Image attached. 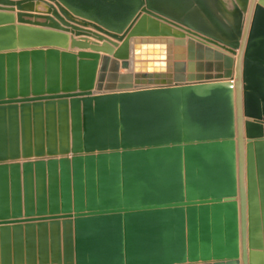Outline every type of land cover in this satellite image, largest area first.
<instances>
[{"label":"water","instance_id":"water-1","mask_svg":"<svg viewBox=\"0 0 264 264\" xmlns=\"http://www.w3.org/2000/svg\"><path fill=\"white\" fill-rule=\"evenodd\" d=\"M12 3L0 264H264V0Z\"/></svg>","mask_w":264,"mask_h":264},{"label":"crops","instance_id":"crops-1","mask_svg":"<svg viewBox=\"0 0 264 264\" xmlns=\"http://www.w3.org/2000/svg\"><path fill=\"white\" fill-rule=\"evenodd\" d=\"M19 1H22V0H10V2H13L12 4H16L17 2H19ZM46 2V1H45ZM54 6V5H53ZM3 10H5V11H0V13H2V14H5V15H9V16H12V22L11 23H4L5 25L4 26H13V27H16L17 28V26H25V27H33V28H40V29H44V28H42V27H38V26H32V25H28L27 23H35L36 22V18H35V16L37 17V18H45V17H43V16H49V15H45V14H39V13H34V12H21V11H17V9H16V7L14 6V7H1ZM12 9V11H10ZM17 14H22V15H24V16H28V17H30L29 18V20L28 21H24V22H26V23H19L18 21V19H17ZM35 15V16H34ZM41 16V17H40ZM71 16V15H70ZM72 17V16H71ZM73 18H75V17H73ZM76 19V18H75ZM3 22H8V21H3ZM42 19L41 20H38L36 23L37 24H41L42 25ZM54 22H57V21H54ZM1 23V22H0ZM76 26V25H75ZM80 28H82V27H80ZM83 29H85V28H83ZM47 30H49V29H47ZM87 30H91V29H89V27L87 28ZM67 34V33H66ZM68 36L70 37V42L72 41V40H79L80 38H85V37H74L73 35H71V34H69L68 33ZM15 37H17V33L15 34ZM86 39L88 40V42L89 43H95V44H97L98 46H101L103 43L102 42H99V41H96V40H94V39H92V38H90V37H86ZM68 51L69 52H71V53H77V52H79V49L78 48H70L69 47V49H68ZM83 51H85V52H91L89 49H85V50H83ZM99 56H100V60H99V62H98V70H99V68H100V66H101V59L104 57V56H108V55H106V54H104V53H99ZM110 58H111V56H109ZM99 71H97V73H98ZM126 73V71L125 70H122V69H120L119 70V74H125Z\"/></svg>","mask_w":264,"mask_h":264}]
</instances>
